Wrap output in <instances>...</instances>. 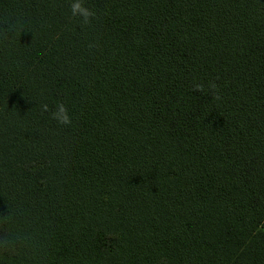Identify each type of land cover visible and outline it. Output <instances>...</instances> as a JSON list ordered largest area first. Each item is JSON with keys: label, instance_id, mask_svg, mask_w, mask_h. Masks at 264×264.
<instances>
[{"label": "trees", "instance_id": "1", "mask_svg": "<svg viewBox=\"0 0 264 264\" xmlns=\"http://www.w3.org/2000/svg\"><path fill=\"white\" fill-rule=\"evenodd\" d=\"M84 2L0 0V264H264V0Z\"/></svg>", "mask_w": 264, "mask_h": 264}, {"label": "clouds", "instance_id": "2", "mask_svg": "<svg viewBox=\"0 0 264 264\" xmlns=\"http://www.w3.org/2000/svg\"><path fill=\"white\" fill-rule=\"evenodd\" d=\"M69 10L70 18L77 20L82 27L91 25L93 19L97 15L95 10L88 7L84 0H71ZM89 47H91V45H89ZM204 87V84L196 83L193 90L203 91ZM209 87L211 89H216L217 85L210 82ZM40 111L42 114L48 113L50 118L54 120L58 126H70L73 122L68 106L63 101H58L54 109L48 103H43L40 105ZM19 239V237L12 236L5 232L3 236H0V249L7 250L8 248L15 246V244L19 242Z\"/></svg>", "mask_w": 264, "mask_h": 264}, {"label": "rangeland", "instance_id": "3", "mask_svg": "<svg viewBox=\"0 0 264 264\" xmlns=\"http://www.w3.org/2000/svg\"><path fill=\"white\" fill-rule=\"evenodd\" d=\"M263 229H264V226H263Z\"/></svg>", "mask_w": 264, "mask_h": 264}]
</instances>
